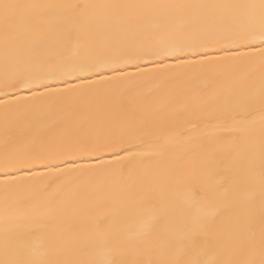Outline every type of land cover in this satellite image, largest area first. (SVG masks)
I'll return each mask as SVG.
<instances>
[{
  "label": "snow or ice",
  "instance_id": "6c2138e0",
  "mask_svg": "<svg viewBox=\"0 0 264 264\" xmlns=\"http://www.w3.org/2000/svg\"><path fill=\"white\" fill-rule=\"evenodd\" d=\"M0 264H264V0H0Z\"/></svg>",
  "mask_w": 264,
  "mask_h": 264
}]
</instances>
